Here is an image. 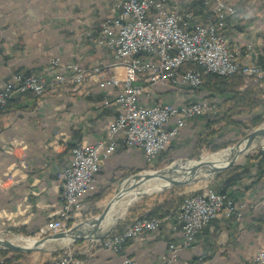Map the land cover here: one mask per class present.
<instances>
[{
	"label": "crops",
	"instance_id": "obj_1",
	"mask_svg": "<svg viewBox=\"0 0 264 264\" xmlns=\"http://www.w3.org/2000/svg\"><path fill=\"white\" fill-rule=\"evenodd\" d=\"M175 1L193 13L191 23L206 21L216 2L170 0ZM116 2L0 0V91L16 74L44 75L51 81L55 74L51 60L56 56L85 67L100 66L104 74L114 73L117 62L112 51L97 41L101 23L112 13ZM222 6L228 13L222 32L231 47H240V62L264 67V0H223ZM102 72H92L80 85L52 87L43 97L28 94L11 100L8 113L0 118V122L3 118L7 122L0 130L1 231L8 230L7 226L37 233L59 214V174L69 165L72 148L105 138L109 122L118 115L114 104H104L107 99H115L117 89L100 86ZM244 89L243 85L232 84L218 89L202 85L195 91L167 87L153 95L149 99L153 104L169 101L182 105L202 100L213 104L207 113L186 121L167 148L169 159L194 150L208 127L214 128L212 123L225 115L232 114V119L239 122L250 119L252 114H234L229 102L234 91ZM173 125L174 119L167 128ZM204 139L209 147L216 144L214 138ZM158 162L159 157L149 161L142 148H129L120 138L116 151L102 159L90 194L80 198L81 210L75 222L93 217V207L100 203L92 197L109 188L113 177ZM231 168L234 170L230 173ZM231 168L216 176L211 186L228 194L235 210L230 216L219 213L192 245H185L183 232L173 229L171 219L157 232H145L130 240L120 253L103 247L89 250L84 264H122L125 257L135 258L138 264H161L170 244L178 248L180 264L199 257L211 264H253V257L264 248V146L253 149Z\"/></svg>",
	"mask_w": 264,
	"mask_h": 264
},
{
	"label": "built area",
	"instance_id": "obj_2",
	"mask_svg": "<svg viewBox=\"0 0 264 264\" xmlns=\"http://www.w3.org/2000/svg\"><path fill=\"white\" fill-rule=\"evenodd\" d=\"M222 2L216 0L206 21L191 23L193 13L185 11L176 1L117 0L112 13L101 23L97 41L112 51L117 62L114 73L104 74L100 66L85 67L56 56L51 60L55 69L51 81L44 75L16 74L5 83L0 91V111L16 96L43 97L57 85L82 84L92 72L103 73L100 80L103 89H117L113 101H104L105 105L114 104L118 111L117 117L108 124L107 136L72 148V159L59 174L62 209L52 221L39 228L37 238L67 231L74 225L81 210L80 198L90 194L102 159L116 151L120 138L129 148H142L147 160H155L182 131L188 119L211 109V102L207 100L182 105L169 101L150 103L149 99L161 89L195 91L203 85L205 74L224 77L240 74L264 82V67L241 63L240 47H231L223 34L228 13ZM189 64L193 67H187ZM173 119L174 125L168 129ZM235 208L228 194L206 185L185 196L163 217L140 216L123 230H112L91 240L92 244L120 253L128 241L145 232H157L163 223L172 219L173 229L181 230L185 245L190 246L219 213L230 216ZM169 247L161 264H180L178 248L174 244ZM252 263L264 264V248L253 257ZM53 264H84V259L75 248L68 247L58 254ZM122 264L138 262L133 257H125ZM185 264L211 263L199 257Z\"/></svg>",
	"mask_w": 264,
	"mask_h": 264
},
{
	"label": "rangeland",
	"instance_id": "obj_3",
	"mask_svg": "<svg viewBox=\"0 0 264 264\" xmlns=\"http://www.w3.org/2000/svg\"><path fill=\"white\" fill-rule=\"evenodd\" d=\"M246 78H247L246 81L248 83L249 82L256 83L258 81L254 78H250V77H246ZM259 83H260V87L264 85V82L259 81ZM252 87L256 90L255 86H252ZM211 107H213L212 103H211ZM257 112H260V110H258ZM262 124H264V121L257 126H252L251 128H243L238 125H230L228 127H225L226 126L225 124L222 125L220 123H215L211 125V126H214V128L211 127L212 129L211 128L207 129V133H204L205 135L204 138L206 137H209L210 139L214 138V142L216 143L215 147L214 146L209 147L210 145L205 143L203 147L201 148L195 146L194 150L190 149L189 151L183 153L182 155L171 156L170 159H168L167 163H164L159 167L157 166L159 164L158 162L157 164L153 163L152 165L146 164L143 166V168H140V169L125 170V172H123L118 178L113 177L111 179V182L113 183L109 186V188H104L98 193V194L103 195L104 198L97 201L100 204L94 205L93 212H92L93 216H98L99 214L103 212L106 205L114 197L116 190L122 186L123 181L129 176H132L136 173L143 172V171L149 172L150 170H157V169L165 168L169 166L170 164H172L173 162H178V161L185 162V161L191 160L186 164L178 162V165L188 166L192 162H194L195 164L197 161L201 159H205L206 157L208 158L214 157L216 156L217 151H222L223 149L225 150L231 149L232 146H235L242 138L245 137V135H247L249 132L256 129L257 127L261 126ZM212 130H215V134H214L215 136L209 135V131H212ZM262 146L264 145L259 144L251 148L246 154L239 157L238 161L244 160L246 156L248 155V153L250 154V151L258 147H262ZM216 176H217V173L210 177L206 176L204 173H201L200 175L197 176V178H195V180L191 181L190 183L186 185H182V188L176 191L172 208L180 204L181 199H178V197H184L186 195L196 193L197 191H200L205 185H211L213 179H216ZM129 179H127L125 182H127ZM153 184L155 183L153 182ZM175 186L176 185L171 186L165 190L170 191V189L174 188ZM165 190L163 191L156 190L152 193L144 194V196L132 202L129 205L126 212H124L122 215H117V219H116L117 221L115 220L116 222L106 225L105 227H102L100 233L105 234V233H109L110 231L116 230V229L123 230L137 217L147 215L149 211H151V209H153V207L157 205V203L164 201L165 197H167L164 193ZM86 219L87 218H84L81 221H85ZM81 221H76L75 223H79ZM1 227H2V220H0V231H1ZM5 229H8L7 231H10L5 236L19 243L24 242L23 240L20 241V237L40 239L36 237L37 234L34 233V231L33 232L32 231L18 232V231H15L14 229L7 228V226L5 227ZM68 247L75 248L77 253L80 254L82 258H84V256H86L87 254V251H89L90 249H95L97 247H100V245L94 244V243L92 244L91 239H78L75 241H72L71 239L70 240H60L59 239V240H53V241L46 243L42 249L21 251L17 253L11 252L7 250L6 248L0 247V264H53L54 259L58 256V254Z\"/></svg>",
	"mask_w": 264,
	"mask_h": 264
},
{
	"label": "water",
	"instance_id": "obj_4",
	"mask_svg": "<svg viewBox=\"0 0 264 264\" xmlns=\"http://www.w3.org/2000/svg\"><path fill=\"white\" fill-rule=\"evenodd\" d=\"M263 139H264V124L252 130L251 132H249L235 146H232V148L235 150V148L240 147L244 141L246 144L244 149L236 151V153L233 154L230 160L224 165H218L213 162L207 163V162L200 161L199 163L193 165L192 167L183 166L181 168L183 172H178V166H179L178 162L186 164L189 161H191V160H188L185 162H182V161L173 162L172 164H170L169 166L165 168H161L157 170H150L149 172L143 171V172L136 173L132 176H129L123 181L122 186L116 190L114 197L109 201V203L104 208L103 212L99 214L98 216L89 217L85 221L75 223L67 231L51 233L40 239L31 238V239H35L36 241V245L34 247L26 246L22 242L19 243V242L14 241L11 238H7L5 235L9 233L10 231H7V230L0 231V247L6 248V249L20 250V251H29V250L42 249L46 243L53 241V240H57V239H64L67 236L71 237L73 239L72 241H75L78 239H93V238L103 237L107 233L105 234L100 233L103 227L102 223L105 219V216L109 208L111 207V204L113 203L115 198H117L121 194L123 184L127 179L134 178L135 180H137V182H139L142 179L149 180V179H153L157 177L163 178L164 180L167 181V184L164 185L159 191H163L174 185H186L190 183L191 181L195 180V178H197V176L200 175L201 173H204L206 176L210 177L216 173H219L221 171H225L231 168L233 165L236 164V162L238 161L243 151L247 150L248 152L251 148L257 146L256 144ZM217 152H220V151H217ZM144 194H148V193L138 194V196L132 202L144 196ZM90 223L93 224V228L92 229L86 228L87 224H90ZM27 239H30V238H27Z\"/></svg>",
	"mask_w": 264,
	"mask_h": 264
},
{
	"label": "trees",
	"instance_id": "obj_5",
	"mask_svg": "<svg viewBox=\"0 0 264 264\" xmlns=\"http://www.w3.org/2000/svg\"><path fill=\"white\" fill-rule=\"evenodd\" d=\"M187 67H193V66L189 64ZM204 77H205V81L203 85H206L209 88L218 89L221 86L226 87L228 84L235 85V87H239L242 85L245 86V89L243 91H237V90L234 91L233 95L229 98V102L231 105V110H234V114H252V117L246 122L235 121L232 119V114H228V115H225L219 118L217 121L213 122L212 125L215 123H220L222 125L225 124L226 126L240 125V127H243V128H251L252 126H257L264 121V89L260 87L259 81H257L256 83L254 82L248 83L246 81L247 79L246 76L240 75V74L228 76V77L219 76L216 74H205ZM250 78H253V77H250ZM252 86H255L256 90ZM10 102L0 111V118H2L6 113H8V110L10 108ZM256 109H260V112H255ZM3 119H1V122H0V130L4 128V126L7 123L6 121L5 123ZM210 128L211 127L209 126L208 129ZM214 134H215V130L209 131V135H214ZM204 144H205V139L201 138L198 140L196 147L201 148L203 147ZM167 148L159 156V164L157 165L158 167L164 163H167L169 159L168 156L170 155V150H168ZM233 170L234 168H231L228 170V172L231 173ZM224 172H227V171L225 170L223 172L217 173V177L222 175ZM181 188H182V185H176L174 188L170 189V191L165 190L164 193L167 197H165L164 201L157 203V205L153 207V209H151V211H149V213L146 216L163 217L169 214L171 210L173 209L172 206H173V202L175 199L176 191L180 190ZM102 198H104L103 195L97 194V195H94L93 200L98 201ZM184 198L185 196L178 197V199H181V202L183 201ZM70 223H72V221ZM13 229L18 232L25 231L24 228H13ZM7 250L11 252H15V253L21 252L20 250H13V249H7Z\"/></svg>",
	"mask_w": 264,
	"mask_h": 264
},
{
	"label": "bare ground",
	"instance_id": "obj_6",
	"mask_svg": "<svg viewBox=\"0 0 264 264\" xmlns=\"http://www.w3.org/2000/svg\"><path fill=\"white\" fill-rule=\"evenodd\" d=\"M262 143H264V139L261 140L260 142H258L256 145H259ZM245 145L246 144L244 141L242 143V145L240 147L235 148V150L233 148L227 149V150L224 149L225 151L222 150L220 152H217L216 156L209 157V158L206 157L205 159H201V160L197 161L195 164L202 161V162H207V163L213 162V163H216L218 165H224L230 160V158L232 157L233 154L236 153V151L244 149ZM246 151L247 150L243 151L242 154L245 153ZM195 164H194V162H192L190 165L193 166ZM190 165H188V166L187 165H179L178 166V172H183V170L181 169L183 166L192 167ZM153 182L155 184H153ZM166 184H167V181L164 180L163 178H160V177L149 179V180L142 179L139 182H137V180H135L134 178L129 179L127 182H125L123 184L121 194L117 198H115V200L111 204V207L109 208V210L105 216V219L102 223V226L105 227L106 225H109L111 223L116 222L117 221L116 220L117 215H122L124 212H126L129 205L138 196V194H140V193H152L156 190L159 191ZM86 228L92 229L93 224H91V223L87 224ZM70 239L73 240L71 237L67 236L66 238L60 239V240H70ZM22 240L25 241V242H23V244H25L26 246L34 247L36 245L35 239H31V238L27 239V238L20 237V241H22ZM57 240H59V239H57Z\"/></svg>",
	"mask_w": 264,
	"mask_h": 264
}]
</instances>
